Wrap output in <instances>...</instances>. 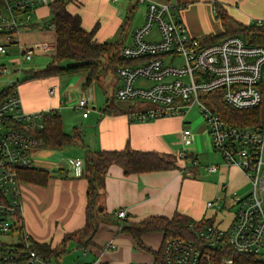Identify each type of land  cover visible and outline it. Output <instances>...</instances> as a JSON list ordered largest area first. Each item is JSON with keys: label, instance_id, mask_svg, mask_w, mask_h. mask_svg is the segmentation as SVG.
Masks as SVG:
<instances>
[{"label": "built area", "instance_id": "1", "mask_svg": "<svg viewBox=\"0 0 264 264\" xmlns=\"http://www.w3.org/2000/svg\"><path fill=\"white\" fill-rule=\"evenodd\" d=\"M54 1L0 0V53L7 54L16 46L19 57L12 60L21 64L20 69L38 50L53 53L54 41L24 45L20 35L23 28L54 30L51 19L36 23L33 20L39 6H49ZM182 5L178 0H147L146 11L134 28L130 43L124 41L120 49L124 63L115 67L120 79L115 89L116 100L130 101L134 107L135 99L137 106L144 105L128 113L134 120L183 117L196 104L211 146L222 159L221 163H211L204 169L215 172L221 165L234 166L249 181L250 189L244 193L234 189L227 196L229 185L222 183L223 194L208 200L205 206L214 209V216L219 210H230L233 206L228 225L220 227L213 221H205L195 227L190 223L193 238H166L162 260L153 264H239L233 253L258 256L264 264V123L255 127L230 125L211 109L205 98L209 92L220 91L222 99L235 108L258 106L264 83V46L249 43L240 34L206 42L186 29L179 16ZM251 21L248 25L264 27V18H251ZM154 26L158 37L146 39ZM176 55L182 57L181 64H176ZM166 58L170 62L166 63ZM17 81L9 83L10 93L0 100V236L8 238L0 240V262L51 264L30 249L32 235L26 227L19 230L17 216L23 221L19 171L33 167L36 153L45 148L38 132L44 127V119L55 110H25L18 84L13 85ZM47 92L52 95L54 86L48 87ZM91 99L90 90L86 95H79L72 107L81 109L82 116L86 117ZM181 141L182 147L175 156L184 160L183 167L191 173L190 168L199 167V160L190 151L194 145L193 134L183 120ZM66 162L76 172L82 171L83 160L69 158ZM115 215L124 218L127 212L119 209ZM112 246V241L105 243V248ZM74 264H99V261Z\"/></svg>", "mask_w": 264, "mask_h": 264}, {"label": "crops", "instance_id": "2", "mask_svg": "<svg viewBox=\"0 0 264 264\" xmlns=\"http://www.w3.org/2000/svg\"><path fill=\"white\" fill-rule=\"evenodd\" d=\"M245 1L240 0L241 3ZM122 3L123 0H72L67 4V8L71 13L80 15L84 29L90 30L95 24L98 25L94 34L97 41H108L116 35L119 37L118 39L121 38L119 26L122 22L121 9L124 8ZM180 3H182L181 0ZM234 3L237 7V1H234ZM182 10L181 7L179 16L183 20ZM49 19L48 7L39 6L33 16L34 22H47ZM184 24L189 33L195 36L193 29L185 22ZM248 24L246 23V25ZM22 33L20 40L23 43L25 39ZM124 41H127V36ZM112 73L116 77L114 84L117 88L120 79L116 76L115 68ZM72 75L74 74L44 78L41 85L29 82L27 86L19 88L18 84V92L23 108L27 111L53 108L60 115L62 122L64 118L62 107L64 106L60 105L62 102L61 96H66L67 89L70 86L78 85L83 79L81 78L77 82L78 78L73 79ZM102 76H99L98 81L94 80L91 83L100 82ZM63 77L68 78L61 85L60 82ZM90 85L83 88L82 94L86 95L88 91L92 90V99L94 100L93 88ZM50 86L55 88L52 95L47 92V88ZM89 107L90 111L93 109L95 113L91 119L89 118L92 112L89 111L88 116L83 117L81 114V117L78 116L81 119L74 121L76 127H80L84 120L87 123L84 127H80L81 154L75 156V158L81 160H83L87 149H121L126 145L133 149L156 150L175 155L178 150L175 151L176 145L173 139L176 135H180L182 120L185 124L188 122L184 116H163L147 120H134L129 118L127 112L103 113V107L97 109L95 103H89ZM70 109L67 108L65 112ZM72 109L76 108L72 107ZM78 123L80 125H77ZM193 126V130L189 127L193 134L195 146L197 134L201 131L206 133V127L203 126L201 130H197L195 129L197 125L193 123ZM62 128L64 129V127ZM57 150L45 147L36 153L33 167L42 168L48 172L45 183L22 180V217L25 227L37 241L51 246L60 243L65 233L76 230L85 223L87 180L81 175L82 171L78 173L69 168L65 160L55 158L46 160L41 153V151L50 153ZM190 169L191 173H187L182 160H179L176 168L125 175L120 166L112 164L107 170L104 186L99 196L101 208L104 212L114 216H116L117 210L125 209L131 220H140L152 215L171 216L175 212L187 214L194 220L205 219L206 217H203L206 216L205 203L210 199L203 198V181L197 176L203 173L205 176L220 177L227 175L229 178L232 173H239V170L224 165H221L215 172H208L200 167ZM221 184V182L217 184L213 198L223 194ZM115 231L116 228H113V226L101 222L92 238V243L83 248H81L82 246L79 247L83 252L82 258L74 261L73 264L75 262H89L93 259H98L99 264H121L131 260H136L141 264H149V262L153 264V255L147 250L145 253L139 252L138 254L124 253L127 247L122 238L124 234ZM113 233H116V235H113ZM149 233L146 232L143 235ZM130 239L132 242L133 237ZM144 239L149 242V239ZM107 240L113 243V246L110 247L111 250L105 248ZM161 240L158 242L159 244L157 243L158 245L143 242L156 249L159 247ZM71 242L78 247L75 240H70L67 242V248H69Z\"/></svg>", "mask_w": 264, "mask_h": 264}, {"label": "trees", "instance_id": "3", "mask_svg": "<svg viewBox=\"0 0 264 264\" xmlns=\"http://www.w3.org/2000/svg\"><path fill=\"white\" fill-rule=\"evenodd\" d=\"M72 0H56L49 4V17L54 23L55 47L51 54V61L41 69H26V76L21 81L32 78H48L51 76H63L66 74L85 73L83 88L91 84L98 76V68L100 66V58L108 53L114 61L124 63L120 56V49L124 44L126 37L125 29L128 17L120 29L121 38L116 41H97L94 37L97 29L95 24L90 30L82 27L81 17L78 13H71L67 4ZM180 2V0H178ZM214 14L216 18H220L224 24L229 14L226 7L218 0H213ZM129 17L132 18V11H129ZM239 23V22H238ZM249 33L247 37L246 34ZM229 34H240L249 43L260 44L264 46V27L254 25L238 24V27L232 31H226L222 34H206L201 35L206 42H213L219 38ZM66 62V63H65ZM21 81L15 82L20 84ZM12 87L7 86L0 91V100L6 97ZM262 96L264 94V83L261 87ZM206 102L211 109L226 123L236 126H260L264 123L259 118V106L253 108H235L226 103L220 91L209 92L205 96ZM261 103V102H260ZM144 105H141L142 107ZM139 106L121 107L114 97L106 99L102 112L103 113H120L127 112ZM42 137L45 147L60 149L64 145H71L80 142L81 130L78 127L73 129L72 133H66L62 128L61 117L55 111L49 118L44 119V127L38 132ZM179 160L174 154L167 152H159L156 150H140L133 149L126 145L121 149H97L86 150L83 158V169L81 175L87 180L86 204H85V223L82 227L64 234L60 243L51 246L47 243L37 241L30 237L32 242L30 249L35 251L39 258L46 261H54L58 263L62 254L67 251V242L75 240L78 247L86 246L92 243V238L97 232L100 223L111 217V214L103 211L99 203V196L104 186L105 175L110 165L116 164L120 166L125 175L141 173L147 171L164 170L178 167ZM19 177L22 180L45 183L48 172L42 168H25L19 171ZM101 208V209H100ZM214 216V214H213ZM120 219L116 223L119 231H125L131 234L136 244L147 250L153 255L154 262L162 260V246L168 237H184L193 238V230L189 225L199 226L201 223L212 222L211 217L202 220H194L184 213L175 212L171 216L152 215L140 220H131L128 216ZM115 218V219H116ZM17 223L20 231L25 228L24 222L18 218ZM158 231L162 233V240L158 248H152L141 239L142 234L146 232ZM20 246V245H19ZM233 256L239 264H262L258 256L246 254H234Z\"/></svg>", "mask_w": 264, "mask_h": 264}, {"label": "rangeland", "instance_id": "4", "mask_svg": "<svg viewBox=\"0 0 264 264\" xmlns=\"http://www.w3.org/2000/svg\"><path fill=\"white\" fill-rule=\"evenodd\" d=\"M183 4L182 8V17L184 22L190 26L191 29H193V32L195 33V36H201V35H206V34H222L225 33L226 31H232L235 28L238 27V24H243L244 26L246 23H252L251 19L249 18H264V0H246L244 3H241L240 0H221V2L226 8L227 12L229 14V18L225 21L223 24L220 20V18H216L214 14V5H213V0H181ZM224 3H223V2ZM234 1H237L238 6H235V3L233 4ZM228 3V4H226ZM123 9L122 11V22L119 26V31L121 29L122 24L124 23L125 18L128 17L126 25L123 26L125 29V32L127 33L126 36H128L129 29L131 27V24L135 17L137 16L138 13L142 12L144 13L146 11L147 7V0L144 2L139 1V0H123ZM129 11H132V18L130 19L129 17ZM249 20V22H248ZM239 22V23H238ZM192 26H191V25ZM23 32V33H22ZM21 33L24 35L23 38L26 40L23 41L24 45H30L34 42L38 41H54V32L51 29H41V28H35V29H29V28H23ZM246 36H249V33L246 34ZM158 37V29L156 26L152 28L150 33L145 36L146 39L150 38H156ZM119 37L116 35L114 38L111 40L114 41L118 39ZM108 40V41H111ZM19 57L18 54V49L16 46H12L11 50L7 53H0V64L3 65L1 67L0 65V91L7 87L9 83L13 82L14 80L18 79L21 81L24 79L26 76H28V73H26V69H41L47 65L48 62L51 61V55L50 54H44L42 53L41 50H38L36 54L33 55V57L30 60H27L23 62L22 68L20 69L21 64H19L18 61H14L12 59H16ZM165 57V56H164ZM174 60L176 61V64H181L182 63V57L179 55H176L174 57ZM164 61L170 62L166 59ZM66 63V62H65ZM119 62L114 61L111 58V55L106 53L100 58V66L97 69L98 70V76L95 80L98 81L99 76L103 75L100 78V82H94L91 83L90 87L93 88V93H94V100L91 99L89 100V103H95L96 108H102L106 99L109 97H114L115 102L116 97H115V89L116 85L115 80L116 77L114 75L113 69L116 67V65ZM15 70V71H13ZM106 74V76H105ZM84 75L85 73H75L73 76V79L76 77L77 82L83 78L78 85L70 86L67 89L66 96H61V104L64 107L63 109V121H62V127H64V131L66 133H72L73 129L76 127L74 124V121L76 119H81L78 118L81 117L82 110L81 109H72V105L75 103L74 100H77V97L83 93V85L82 81L84 82L85 78ZM68 78V77H67ZM67 78L63 77L61 80L60 84H64L67 81ZM44 78L40 79H32V78H27L23 81L20 82L19 88L21 86H27L29 82L32 83H37L41 85L43 83ZM72 79V80H73ZM76 82V83H77ZM139 83V81L137 82ZM88 93V92H87ZM92 93V90H91ZM134 105H138L137 100H133ZM142 105V104H140ZM69 106V107H68ZM91 106V105H90ZM67 108H71L69 111H66ZM65 112V114H64ZM92 112V113H91ZM90 118L91 119L94 116V110L92 109L90 111ZM186 119V125H189L191 129L193 130L192 127L193 123L194 125L196 124L195 129L201 130L203 126L205 127V122L202 114L200 113L198 106L194 104L191 108L188 109V112L184 116ZM259 118L261 121H264V95L262 96L261 103L259 106ZM88 119V120H89ZM84 120V119H83ZM86 120H84L83 124L81 123L80 127H84L87 123H85ZM77 125H80L78 123ZM78 126V128H80ZM81 130V129H80ZM208 133H205L204 131L199 132L196 137L195 141V146L193 145L194 149L191 152L196 154L198 156L199 160V167L202 168V170H205L204 167L206 165H209L211 163H221L222 159L219 155V153L215 152L211 146L210 143V138L208 136ZM175 141V151L180 150L182 147V141H181V132L179 136H175L174 139ZM79 143V144H78ZM76 144H71V145H64L62 148L58 149L55 152H43L42 156L46 160H53L55 159H60V160H65L69 158H75V156H79L81 154V143L78 142ZM188 165H191L187 161ZM232 168V167H231ZM233 168H236L233 166ZM200 178V180L203 181V190H202V196L206 200L208 199H214L213 193L216 190V186L219 182L221 183H227L228 186V194L232 190H237L239 193H244L250 189V183L246 179V177L239 171L234 172L231 174V176L228 178L227 175L225 176H205L203 173L201 175L197 176ZM230 210H225V211H218L215 216L214 214V209H207L206 208V216L203 217H211L213 219V222L217 224L220 227H225L228 225V223L231 220V217L233 216L234 212V207H230ZM109 215V213H108ZM116 216L111 215V217H108L106 220L103 221L104 224L106 225H111L113 228H116V233H122L123 232V242L126 244V248L124 250V253L126 254H138L139 252L145 253L146 250L139 247L134 239L131 242L130 238H132L130 233H126L124 231H119L118 223L120 219H115ZM114 219V221H112ZM101 224V223H100ZM116 233H113V235ZM158 231L150 232L149 234H145L141 236V239L144 242H147L144 238L149 239V242L152 244H157L160 242L162 234ZM146 235H148L146 237ZM8 239L5 236H0V240H6ZM126 239V240H125ZM108 241V240H107ZM105 243V242H104ZM131 243V244H130ZM159 244V243H158ZM157 244V245H158ZM149 245V246H150ZM151 247V246H150ZM108 250H111V248H107ZM113 249V248H112ZM82 250L76 246L74 243L69 244V248H67V251L62 254L61 258L58 260L59 264H73L74 261L82 258ZM144 256V255H143ZM147 257V256H144ZM148 262V261H147ZM127 263H136V264H141L136 260H131ZM1 264V263H0ZM51 264H56V262L51 261ZM58 264V263H57ZM149 264H152V262Z\"/></svg>", "mask_w": 264, "mask_h": 264}, {"label": "water", "instance_id": "5", "mask_svg": "<svg viewBox=\"0 0 264 264\" xmlns=\"http://www.w3.org/2000/svg\"><path fill=\"white\" fill-rule=\"evenodd\" d=\"M142 18H143V13L140 12V13L137 14L135 19L133 20V22L131 24V27L129 29V32H128L127 41H126L127 44L130 43L132 32H133L134 28L141 22ZM116 103L119 106L124 107V108L129 107L131 105L130 101H119V100H117Z\"/></svg>", "mask_w": 264, "mask_h": 264}]
</instances>
